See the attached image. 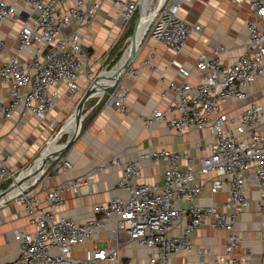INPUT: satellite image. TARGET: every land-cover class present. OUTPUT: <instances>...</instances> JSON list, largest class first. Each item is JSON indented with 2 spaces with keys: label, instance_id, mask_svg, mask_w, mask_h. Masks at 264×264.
<instances>
[{
  "label": "built area",
  "instance_id": "obj_1",
  "mask_svg": "<svg viewBox=\"0 0 264 264\" xmlns=\"http://www.w3.org/2000/svg\"><path fill=\"white\" fill-rule=\"evenodd\" d=\"M186 1L190 0H163L146 30L176 53L193 30L178 17ZM140 2L117 0L121 20L129 22ZM100 7V0H0V118L17 125L25 124L29 115L43 121L59 105L63 88L72 95L84 93L95 70L79 30L94 22ZM249 10L257 19L264 18V0H250ZM246 31L244 50L234 61L220 60L226 51L223 46L210 54L199 52L194 63L199 72L196 83L169 81L173 101L144 118L146 128L157 122L177 132L208 131L206 154L195 157L187 151L150 147L130 160L111 158L106 166H122L115 181L118 192L94 204L83 221L57 216L55 208L65 202L64 193L87 188L88 179L55 186L42 199L30 186L14 200L33 229L13 231L18 252L8 264H136L120 252L121 245L127 244L150 251L141 264H170L172 256L191 252V233L201 225L225 231L226 246L223 260L208 263L204 257L209 252L202 251L197 264H249L237 255L240 243L235 224L249 204L248 172L255 178L264 208V104L249 102L234 113L223 106L245 100L253 80L264 72V29L256 20H247ZM155 56L153 49L143 66L152 68ZM105 95L108 104L127 110L126 91L117 82L97 97ZM8 159V155L0 158V190L16 176ZM143 161L168 165L160 183L140 180ZM70 166L59 157L51 168L68 170ZM204 185L211 196L225 191L227 198L198 204ZM88 240L106 245L93 244L84 257L74 255L75 247Z\"/></svg>",
  "mask_w": 264,
  "mask_h": 264
},
{
  "label": "crops",
  "instance_id": "obj_2",
  "mask_svg": "<svg viewBox=\"0 0 264 264\" xmlns=\"http://www.w3.org/2000/svg\"><path fill=\"white\" fill-rule=\"evenodd\" d=\"M116 1L100 0L101 7L94 22L82 26L79 30L82 47L89 54L93 70L99 69L103 59L108 55V49L115 44L118 35L123 31L125 22L119 16V4ZM249 2L250 0L183 2L179 7L178 17L188 22L193 30L180 52L176 53L148 36L137 48L127 70L119 76L117 84L126 91L124 101L127 110L123 112L108 104L106 95L100 99L92 97L87 101L78 136L61 156L62 159L69 161L71 168L68 170L60 168L58 171L45 173L33 185L35 193L42 199L45 193L55 186L70 183L74 179H88L87 188L77 193L73 191L64 193L65 202L59 208H55L57 216H73L83 221L91 215L94 204L102 203L118 192L115 181L122 172V166H106L113 157H119L121 161L130 160L150 147L187 151L195 157L208 152L207 144L210 141L208 131L186 129L177 132L157 122L146 128L144 118L154 110H164L166 105L173 101V94L168 88L169 81L186 80L190 84L196 83L199 72L195 69L194 63L199 52L210 54L217 46H223L226 51L219 55L220 60L224 63L232 62L244 50L248 35L247 20H256L264 29V18L257 19L251 14ZM152 7L154 8L153 5ZM76 27V23L73 22L72 28ZM153 49L156 52L153 66L146 68L143 66V60ZM253 81L247 90L245 100L223 103L228 113L238 111L249 102L264 104V72ZM112 83L113 80L108 81L106 86ZM97 90L99 87L95 89V94L98 95ZM82 94L79 92L72 95L63 88L60 92L59 105L43 121L29 115L25 124L17 125L13 120L0 118V158L8 155L10 169L14 172L20 170L25 163L35 157L41 145L52 136L50 133L56 123L69 116L70 108L77 103ZM62 145H54L48 150V154L60 149ZM104 165L105 168L99 169ZM140 165L142 167L140 180L147 183H160L168 166L162 161H143ZM245 178L247 181L245 194L249 204L235 224L240 243L236 252L241 259L248 260L249 264H264V208L259 201L260 194L255 178L250 172ZM226 198L225 191L211 196L208 185H204L196 202L207 205ZM21 210L19 202L14 199L0 205V264H8L17 256L18 245L14 240L13 231L33 229L29 217ZM226 236L227 233L223 230L201 225L191 233L193 245L191 252L172 256L170 264H197L202 251L209 252L204 257L208 263H213V259L223 260ZM93 244L105 246L106 242L92 243V240H88L76 246L73 254L84 257ZM120 252L130 257L136 264H141L150 251L136 244H127L121 245Z\"/></svg>",
  "mask_w": 264,
  "mask_h": 264
},
{
  "label": "water",
  "instance_id": "obj_3",
  "mask_svg": "<svg viewBox=\"0 0 264 264\" xmlns=\"http://www.w3.org/2000/svg\"><path fill=\"white\" fill-rule=\"evenodd\" d=\"M144 0H141L140 2V6H139V10L142 6V2ZM163 1V0H162ZM162 1L160 2V4L158 5L155 13L158 11L159 7L162 5ZM140 17H141V12H140ZM140 17L138 19H136L135 23H134V26H133V29H132V33H131V37L129 38V56L128 58L121 64H119L117 67H116V71L114 73V75L111 77V79L113 80V83L109 86H107L104 91H106L107 89L115 86L119 76L125 72L127 70V68L129 67V65L132 63V60L136 54V50H137V36H136V31L139 27V24H140ZM141 43V41H140ZM121 59V58H120ZM120 59L116 62V64L112 67L114 68L120 61ZM111 68V70H112ZM110 71V70H109ZM103 76V71L100 72V74H98L97 76H95V78L93 79V82L92 84L89 85V87L84 91V93L81 95V97L77 100V104H76V107L74 108V110L72 111V113L69 115V117L73 116V118L75 119V128L73 130V132L71 134H69V137L67 138L66 142L65 143H62V147L58 150H55L53 153H51L52 155L49 156V157H45L44 161L45 160H50L52 158L53 159V163L56 159H58L59 157H61L65 152L66 150H68L69 146L74 142V140L77 138L78 136V133L80 131V128H81V125H82V121L84 119V116H85V107H86V104H87V101L92 98V97H97V95L94 94V90H95V86L94 84L98 81V79H100V77ZM69 117L67 118L66 122L68 121ZM66 122L59 128V130L54 134L55 136L53 137V139H51L50 141H48L45 145V147H43L39 152L40 154L34 159L32 160L28 166L26 167V169L24 170H27L29 169L30 167H32L44 154V151L47 149V147L49 146V144L51 142H53L54 140H56L57 138V134L60 133V131L62 130V128L64 127V125L66 124ZM43 161V162H44ZM22 170V172L24 171ZM39 170V168H38ZM36 170L35 174H38L39 171ZM48 170V168L40 173V175L38 176L36 182L38 181V179L45 174V172ZM22 172H20L17 176H15V178L8 184V186H6V188L0 190V198L4 197L6 195V193L11 190L14 186L16 185H19L21 184V182L24 180V179H28L29 178V174L28 175H25V176H21ZM35 182V183H36ZM1 205V204H0Z\"/></svg>",
  "mask_w": 264,
  "mask_h": 264
},
{
  "label": "bare ground",
  "instance_id": "obj_4",
  "mask_svg": "<svg viewBox=\"0 0 264 264\" xmlns=\"http://www.w3.org/2000/svg\"><path fill=\"white\" fill-rule=\"evenodd\" d=\"M152 0H144L142 2L143 7H142V16L140 17V24L139 27L136 31V36H137V45L139 46L140 41L145 37V33L147 30V26L150 22L151 17L155 14V11L158 7V5L160 4V2L162 0H156V3L154 5V8L152 7ZM129 47V45L127 46V48ZM126 48V49H127ZM138 48V47H137ZM125 49V50H126ZM124 50V52H125ZM123 52V53H124ZM130 53V52H129ZM129 53H127L126 55L123 54V56L121 57L119 63L112 68V70L110 71H103V76L100 77V79H98V81L94 84L95 89L96 87H99V90H97L96 92L98 93L95 94V90H94V94L97 96H101V93L104 92V89L107 87L106 83L108 81H111V77L114 75L115 71H116V67L123 63L129 56ZM106 72V73H105ZM101 87V88H100ZM96 97V96H95ZM75 128V119L73 118V116L69 117L68 121L66 122V124L64 125V127L62 128V130L60 131L59 134H57V139L54 140L53 142H51L49 144V146L47 147V149L44 151L43 156L29 169L25 170V172H27V175L29 174V178L28 179H24L25 182H22L21 185H17L15 188H13L12 190H9L6 195L2 198H0V204H4L6 203L7 200H11L14 199L18 194H20L23 190H27L30 186L35 185L34 183L36 182L38 176L40 175V173L44 172L47 168L48 170L50 169V166L53 164V159L50 160H45V157H49L52 154H48V150L53 146V144H56L58 142V140L63 136V134H71L73 132ZM44 161V162H43ZM39 168V170H38ZM36 170L39 171L38 174H35Z\"/></svg>",
  "mask_w": 264,
  "mask_h": 264
},
{
  "label": "rangeland",
  "instance_id": "obj_5",
  "mask_svg": "<svg viewBox=\"0 0 264 264\" xmlns=\"http://www.w3.org/2000/svg\"><path fill=\"white\" fill-rule=\"evenodd\" d=\"M152 3H153V6H154V3H156V0H152ZM142 7H143V4L139 9H137L135 11V13L133 14V17L130 19L129 22H125L123 23L124 24V28H123V31L118 35L116 41H115V44H113L112 47H110L107 51L108 55L105 56V59H103L102 63H101V66H99V69H96L95 70V76H97L98 74H100L101 71H109L111 70V68L116 64V62L124 55H126L127 53H129V47L127 48V46L129 45L130 41H129V38L131 37V33H132V29H133V26H134V23L136 21V19H138L140 17V12L142 13ZM142 16V14H141ZM141 21V20H140ZM145 37L141 40V43L148 37V35L145 33L144 35ZM140 43V44H141ZM139 44V46H140ZM138 46V47H139ZM127 48V49H126ZM126 49V50H125ZM125 50V52H124ZM124 52V53H123ZM106 73V72H105ZM76 104L75 103L71 108H70V112L68 115H70L72 113V111L74 110V108L76 107ZM69 116H67L68 118ZM67 118H64L63 120H60L56 123V125L53 127L52 131H51V137L48 139V141H50L51 139H53V137L55 136L54 134L59 130V128L66 122ZM43 123V122H40V124ZM69 137L68 134H63V136L58 140V142L56 144H53L54 145H61L62 143H65L67 138ZM48 141H45L41 147L38 149L37 151V154L35 155V157L32 159L34 160L39 154H40V150L45 147L46 143ZM52 146V147H53ZM51 147V148H52ZM67 152V150H66ZM30 160L29 162L25 163V165L22 166V168L20 170H18L15 175L17 176L20 172H22V170L26 169V167L28 166V164L32 161ZM53 165V164H52ZM51 165V166H52ZM50 166V169L47 170L45 173L46 174H49L51 172H53L52 168ZM27 175V172H25V170L22 172L21 176H25ZM22 182H25L24 180ZM21 182V184H22ZM19 184V185H21ZM17 186V185H16ZM16 186H14L13 188H15ZM12 188V189H13ZM11 189V190H12Z\"/></svg>",
  "mask_w": 264,
  "mask_h": 264
},
{
  "label": "trees",
  "instance_id": "obj_6",
  "mask_svg": "<svg viewBox=\"0 0 264 264\" xmlns=\"http://www.w3.org/2000/svg\"><path fill=\"white\" fill-rule=\"evenodd\" d=\"M132 17H133V16H132ZM7 184H8V183H6V185H4L2 188H6Z\"/></svg>",
  "mask_w": 264,
  "mask_h": 264
}]
</instances>
